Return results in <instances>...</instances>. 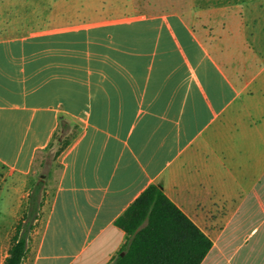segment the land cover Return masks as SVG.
I'll return each instance as SVG.
<instances>
[{
  "label": "crops",
  "instance_id": "obj_1",
  "mask_svg": "<svg viewBox=\"0 0 264 264\" xmlns=\"http://www.w3.org/2000/svg\"><path fill=\"white\" fill-rule=\"evenodd\" d=\"M10 2L0 164L35 175L60 114L80 125L24 264H112L128 239L116 220L152 183L212 239L201 264H264V0ZM16 202L0 195V218Z\"/></svg>",
  "mask_w": 264,
  "mask_h": 264
},
{
  "label": "trees",
  "instance_id": "obj_2",
  "mask_svg": "<svg viewBox=\"0 0 264 264\" xmlns=\"http://www.w3.org/2000/svg\"><path fill=\"white\" fill-rule=\"evenodd\" d=\"M53 140L42 152L40 173L32 185L24 218L17 224L4 264H24L32 233L45 219L49 179L60 167L58 156L78 134L80 125L61 113ZM40 157L38 156V159ZM116 224L127 232V242L112 264H201L213 246L202 231L164 192L150 184L118 217Z\"/></svg>",
  "mask_w": 264,
  "mask_h": 264
},
{
  "label": "rangeland",
  "instance_id": "obj_3",
  "mask_svg": "<svg viewBox=\"0 0 264 264\" xmlns=\"http://www.w3.org/2000/svg\"><path fill=\"white\" fill-rule=\"evenodd\" d=\"M122 1L124 2V0ZM0 2H2V0H0ZM14 2L16 5L15 7H17V5L20 7L23 6L22 8L28 12L32 11L34 7L46 8L48 0H26L24 3L22 0H11L10 3L14 5ZM197 2L198 0H135V5L140 9L156 10L189 7ZM125 6H127V4ZM33 17V15H27L25 17L28 21L26 25L29 24L33 26L35 23ZM12 18L13 17H11V19ZM42 155V153L39 154V159H42ZM44 170L43 167L39 166L35 175H13L11 171L4 169L0 164V195L9 202V205L17 200L16 204L14 203L16 208H7L0 218V260L1 254H5L9 246H11L12 236L15 234L17 224L24 218L26 202L24 201L25 197L23 195L28 192L30 186L34 184L40 173ZM49 190L52 191L51 186Z\"/></svg>",
  "mask_w": 264,
  "mask_h": 264
},
{
  "label": "water",
  "instance_id": "obj_4",
  "mask_svg": "<svg viewBox=\"0 0 264 264\" xmlns=\"http://www.w3.org/2000/svg\"><path fill=\"white\" fill-rule=\"evenodd\" d=\"M122 254H124V252H122Z\"/></svg>",
  "mask_w": 264,
  "mask_h": 264
}]
</instances>
